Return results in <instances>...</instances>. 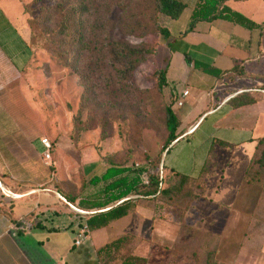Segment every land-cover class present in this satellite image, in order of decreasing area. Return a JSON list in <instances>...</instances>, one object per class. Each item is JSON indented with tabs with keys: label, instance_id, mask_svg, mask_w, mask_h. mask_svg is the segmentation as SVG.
Instances as JSON below:
<instances>
[{
	"label": "crops",
	"instance_id": "1",
	"mask_svg": "<svg viewBox=\"0 0 264 264\" xmlns=\"http://www.w3.org/2000/svg\"><path fill=\"white\" fill-rule=\"evenodd\" d=\"M182 1L185 6L180 15H164L162 24L167 27L162 38L165 88L173 99L187 90L181 105L174 100L171 104L180 124L166 151L183 141L189 147L174 153L169 163L163 162L198 180L186 209L189 230L204 244H213L217 264H264L262 189L243 179L256 139L264 133L259 129L258 101L231 107L229 96L222 93L225 76L194 65L209 64L226 71L239 61L244 75L234 79L242 82L264 72V0H224L258 26L213 18L197 20L189 30L185 28L192 6L187 9L189 5ZM19 13V0H0V264H86V258L87 264H102L96 249L116 232L103 241L106 232L102 231L88 251L82 245L90 234L74 243L83 220L69 215L64 198L48 184L53 169L42 161L40 142V151L34 145L37 129L42 131L44 125L36 97L22 76L31 47L17 23ZM224 214L243 220L234 228L240 235L227 236L229 240L245 239L249 232H258L260 240L253 247L235 245L227 263ZM127 230L142 236L147 233L143 224L140 230H133L132 225Z\"/></svg>",
	"mask_w": 264,
	"mask_h": 264
},
{
	"label": "rangeland",
	"instance_id": "2",
	"mask_svg": "<svg viewBox=\"0 0 264 264\" xmlns=\"http://www.w3.org/2000/svg\"><path fill=\"white\" fill-rule=\"evenodd\" d=\"M19 1L17 23L31 47L22 76L25 86L36 97L44 125L42 131L37 129L38 141L34 145L40 151L39 137L45 135L51 140V162H44L53 169L48 184L64 199L74 197L71 202L65 199L64 204L69 215L83 220L86 213L82 211L88 209L78 207L77 201L99 196L103 186L101 181L89 183L90 176L109 165H148L147 157L161 149L166 133L163 108L169 95L165 87H157L153 72L163 67L166 60L163 35L155 29V24H163L164 15L153 8V0H65L62 7H57L58 0ZM185 1L189 9L197 0ZM68 9L72 14L67 28L61 29ZM108 41L142 45L152 51L143 54L130 74L118 78L113 75L118 64L107 47ZM61 50L66 51V64L57 58ZM235 77L226 74L222 93H253L260 111L259 129L264 131V72L256 73L252 81L242 82ZM181 143L164 150L161 159L169 163L174 153L189 147L184 141ZM193 183L189 181L188 185ZM177 192L135 198L127 218L87 231L90 238L82 247L88 251L102 231L106 232L103 241L112 232H116L112 238L127 233L132 238L125 240L117 254L103 264H116L119 256L126 253L139 257V264H203V250L197 249L198 240L190 234L188 205L183 208L182 191ZM140 221L147 229L145 236L127 230L129 225L140 230ZM242 222L241 217L234 219L224 214V263L230 259L235 245L253 247L260 241L258 232L246 233L241 240L227 238L240 235L234 228ZM190 236L193 238L189 239Z\"/></svg>",
	"mask_w": 264,
	"mask_h": 264
},
{
	"label": "trees",
	"instance_id": "3",
	"mask_svg": "<svg viewBox=\"0 0 264 264\" xmlns=\"http://www.w3.org/2000/svg\"><path fill=\"white\" fill-rule=\"evenodd\" d=\"M64 3L65 0H58L57 7H62ZM184 6L185 2L182 0H153V8L162 15L171 18L178 17ZM71 14V9H68L61 29L67 28L68 19ZM213 18H225L249 28L259 25L246 15L229 7L224 3V0H197L191 9L185 30L191 29L197 20H211ZM155 29L163 36L167 34V27L162 24H155ZM79 38L81 40V37ZM59 47L61 48L62 45L60 44ZM107 47L110 49L114 61L118 64L113 74L118 76V78H123L126 77V74H130L142 59L143 54L152 51V49L142 47V45L129 46L119 41H108ZM57 58L65 64L68 62L66 51L61 50ZM194 65L201 68L204 72L217 77H224L226 74L234 76L244 75L239 61H234L231 69L226 71L212 67L209 64L194 63ZM153 74L156 76L157 87H165V68H157ZM173 100V97L170 96L169 101L164 105L163 118L166 133L162 139L160 151L154 156L147 157L148 165H132L131 168L120 165H109L101 173L93 174L89 177V183L96 184L101 181L103 182V186L101 187L99 196L83 197L77 201L78 207L88 209L83 219V224L86 225L88 230L107 225L112 220L126 215L133 207V201L137 197H149L158 192L169 195L171 192L182 191L181 194L183 195L180 199L183 202V208H185L189 200L195 196L192 187L199 183L198 180L196 181L183 173L167 167L161 159L162 152L168 150L169 144L178 135L177 127L180 121L171 109ZM227 101L231 107H237L256 102V97L253 93L244 90L229 96ZM162 171H164V175L161 174ZM141 172L146 174V180L141 179ZM243 179L259 185L264 190V133L256 139L254 149L243 173ZM189 181H194V183L188 185ZM65 199L71 202L74 200V197L67 196ZM131 238L132 235L122 233L99 246L96 249V254L100 262L103 264L104 261L112 259L120 249V245L125 240ZM192 238L190 237L189 239ZM196 240H198L196 243L197 249L203 250V264H217L214 246L208 248V244H204V241ZM209 256L211 257L210 259H208ZM119 257V261L116 264H139V257L133 253L122 254Z\"/></svg>",
	"mask_w": 264,
	"mask_h": 264
},
{
	"label": "built area",
	"instance_id": "4",
	"mask_svg": "<svg viewBox=\"0 0 264 264\" xmlns=\"http://www.w3.org/2000/svg\"><path fill=\"white\" fill-rule=\"evenodd\" d=\"M187 93V90L184 89L181 91V93L175 97L174 102L177 105H181L182 104V97ZM39 142L42 145V152H41V157L43 159V161L47 164H50L51 162V154H50V149H51V140L47 137V136H40L39 137ZM140 164L135 162L133 166H139ZM140 177L142 180H146V174L144 172L140 173ZM84 212V211H82ZM88 229L86 227L85 224H82L77 232H76V237L74 238V243L78 244L83 238L86 237V233H87Z\"/></svg>",
	"mask_w": 264,
	"mask_h": 264
},
{
	"label": "water",
	"instance_id": "5",
	"mask_svg": "<svg viewBox=\"0 0 264 264\" xmlns=\"http://www.w3.org/2000/svg\"><path fill=\"white\" fill-rule=\"evenodd\" d=\"M84 212H86V211H84Z\"/></svg>",
	"mask_w": 264,
	"mask_h": 264
}]
</instances>
